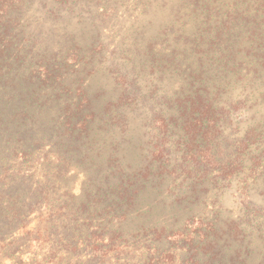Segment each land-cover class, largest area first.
<instances>
[{
	"label": "rangeland",
	"instance_id": "rangeland-1",
	"mask_svg": "<svg viewBox=\"0 0 264 264\" xmlns=\"http://www.w3.org/2000/svg\"><path fill=\"white\" fill-rule=\"evenodd\" d=\"M236 1L28 2L13 26L21 35V49L15 48L5 62L18 66L20 56L26 60L27 66L13 70L23 76L19 99L16 89L5 94L1 77L7 72L5 66L0 70V174L7 178L15 166L24 172L38 164L32 163L36 155L31 153L29 158L22 151L45 150L48 156L56 152L58 156L51 160L61 157L67 176L55 192L67 189L80 200L90 197L94 187L104 188L100 183L121 182L117 168L110 165L114 155L130 162L126 171H143L158 145L168 153L170 164H178L186 147L192 148L201 136L179 130L169 135L154 128L159 127L157 120L178 116L174 105L189 92L188 76L197 69L200 74L202 66L209 64L205 52L213 54L216 49L205 42V27L211 25L215 31L221 13L233 17ZM207 18L211 19L206 24ZM31 90L38 91L40 105L30 101ZM257 109L258 114L238 112L228 130L198 145L216 157L211 170L206 169V181L185 176L166 181L160 195L126 212L129 234L118 249L102 261L88 252L82 258H91L90 264H151V257L165 258V252H172L175 264H264V134L257 137L246 130L249 122L264 114L263 105ZM86 157L95 159L100 169L77 168ZM36 176L16 181L6 192L39 191L43 174ZM181 188L186 193L177 200ZM12 205L30 215L2 234L5 242H15L11 251L0 249V264H30L39 246L34 231L38 221L32 220L37 215L35 205L30 199L22 207ZM150 207L156 209L153 215L146 214ZM23 225L26 230L19 229ZM163 226L169 231L160 241L155 234ZM174 230L193 237L198 233L195 241L204 231L203 246L189 248L178 237L183 244H173ZM21 231L30 234L22 236ZM20 237L27 240L20 242ZM59 255L64 264H79L75 257Z\"/></svg>",
	"mask_w": 264,
	"mask_h": 264
},
{
	"label": "trees",
	"instance_id": "trees-1",
	"mask_svg": "<svg viewBox=\"0 0 264 264\" xmlns=\"http://www.w3.org/2000/svg\"><path fill=\"white\" fill-rule=\"evenodd\" d=\"M30 1L32 0H0V70L5 66L3 70L7 72L1 77L2 89L5 90V94L16 89V99L22 96L19 89L24 88L23 76L18 72L14 73L13 70H18V66H27V63L21 56L18 66L6 65L5 62L11 57L15 48L21 49L19 48L21 35L13 26L17 15L21 14L22 9ZM61 1L63 2L60 3H69V0ZM235 5L236 14L233 17L228 15L227 18V15L222 13L218 16L220 21L217 31H214L211 25L208 28L205 27L204 33L208 37V39L205 38V42L212 44L216 49L214 55L210 51L211 54L205 52L206 55L203 58L208 59L209 64L201 65L200 74H196L197 69L192 70L193 74L188 76L189 92L174 105L178 116L156 119L159 127L155 125L154 129L159 133L164 131L171 135L173 131L179 130L185 135L197 134L201 136L197 141L198 144L193 143L192 148L187 146L181 161L176 165L170 164L168 153L155 145L156 155L153 156L151 164L143 171L136 170L131 173L126 171L130 162L127 159L124 160V157L114 155L110 158V165L117 168L119 172L117 174L123 181L111 185L100 183L99 185L104 188L94 187L91 190L94 193L90 197L80 200L67 189L55 192L63 185L67 176V173L62 170L66 162L61 157L55 158V161L51 160V157L58 156L56 152L53 156L51 153L48 156L45 150H38L37 154L31 151L32 149L22 151V155H28L29 158L31 153L36 155L33 156L32 163L38 162V164L27 168L24 172L15 166L7 178L5 174H0L2 190L0 192V249L3 252L14 249L15 242V240L5 242L2 239L3 236L10 233L9 229L13 224H17L19 220L30 215L15 211L12 205L14 203L22 207L30 199L35 205L37 215L32 220L38 221L34 231L39 237L36 239L39 246L30 264H64V259L60 260L62 256L59 254H63V257L64 255L75 257L79 264H90L92 259L84 260L82 254L88 252L91 257L99 256V260L102 261L109 253L118 249L129 234L125 222L126 212L136 210L150 198L160 195L166 181H175L178 176H185L187 179L194 177L198 181H201L202 177L203 181H206V171L211 170V163L216 157L213 156V152H202L198 145L200 146L206 139L213 141V136L223 134L225 130H228L231 120L243 109L247 112L254 110L258 114V106H264V0H237ZM209 19L211 18L206 19V24ZM211 35L213 38L209 37ZM30 101L36 105L41 104L42 99L38 91L31 90ZM263 116L264 114H261L258 120L249 122L246 126L248 133L257 134V137L264 134ZM78 133L79 130H75L73 135ZM219 140L221 136H218ZM194 146L198 148L194 149ZM56 161L60 163L58 166H55ZM181 165L184 167L182 168ZM197 165L205 169L195 168ZM85 166L100 169L95 159L88 160L87 157L76 165L77 168ZM38 172L43 174L39 191L28 194V190L27 193H20L13 188L9 190V194L6 192L8 186L16 181L25 182L26 178H35ZM176 193L178 194L176 199L182 200L186 192L181 188ZM4 195L7 197L3 199ZM9 199H12L11 202H8ZM151 211L156 209L152 210L150 207L146 214L153 215ZM94 226H97V229ZM19 229L26 230V225ZM168 231L169 227L163 226L156 232L155 237L160 241L164 240ZM203 232L200 233L199 237H202L200 241L194 240L198 233L193 237V234L188 235L186 232L183 235V231L174 230L170 236L175 245L183 244L182 241H185L189 248L195 245L198 249L203 246L206 238ZM21 233L22 236L27 237L30 234L29 231H21ZM136 238L138 236H133V239ZM17 240L24 242L27 239L20 237ZM28 241H31V238ZM165 253L167 255L165 258L164 256L151 257V264H175L176 255L172 252ZM8 259L15 260L12 256Z\"/></svg>",
	"mask_w": 264,
	"mask_h": 264
}]
</instances>
